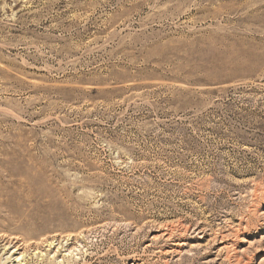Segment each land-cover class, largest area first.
I'll list each match as a JSON object with an SVG mask.
<instances>
[{"label": "rangeland", "instance_id": "1", "mask_svg": "<svg viewBox=\"0 0 264 264\" xmlns=\"http://www.w3.org/2000/svg\"><path fill=\"white\" fill-rule=\"evenodd\" d=\"M0 264H264V0H0Z\"/></svg>", "mask_w": 264, "mask_h": 264}]
</instances>
